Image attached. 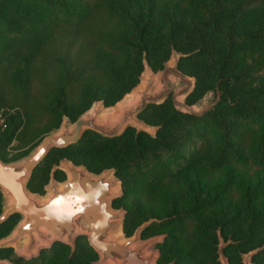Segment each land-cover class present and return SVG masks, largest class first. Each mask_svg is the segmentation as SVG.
I'll return each instance as SVG.
<instances>
[{
  "label": "trees",
  "instance_id": "1",
  "mask_svg": "<svg viewBox=\"0 0 264 264\" xmlns=\"http://www.w3.org/2000/svg\"><path fill=\"white\" fill-rule=\"evenodd\" d=\"M172 49L183 54L179 70L195 78L188 104L214 87L220 91L211 110L201 116L183 113L168 96L139 114L159 126L155 137L136 135L132 127L116 137L88 130L77 143L51 149L33 170L28 187L43 193L47 177L33 180L52 153L59 154L55 162L65 155L95 173L114 168L123 196L113 200V207L119 208L129 194L134 197L126 230L158 218L141 237L154 226L177 224L178 234L192 238L191 248L178 247L172 254L165 250L167 238L158 264H183L195 257V264H219L217 228L224 239L227 231L234 241L223 249L230 264H241V253L261 246L252 260L264 264V77L256 83L252 78L254 66L264 62V0H0V107L5 89L19 91L25 102L23 114L7 115L0 158L17 159L36 144L7 158L6 147L36 94L49 113L40 140L64 115L74 121L95 101L115 104L139 82L144 59L155 72ZM247 52L258 56L241 63L239 54ZM247 159L261 172L245 185L246 178L233 166ZM214 173L221 178L211 186ZM237 182L240 190L235 192ZM221 199L227 200L212 210ZM1 201L0 192V211ZM18 218L12 214L0 224V238ZM67 249L55 242L36 258H14V264H75L86 255L96 258L85 237L77 238L71 258ZM9 251L1 249L0 255Z\"/></svg>",
  "mask_w": 264,
  "mask_h": 264
},
{
  "label": "water",
  "instance_id": "2",
  "mask_svg": "<svg viewBox=\"0 0 264 264\" xmlns=\"http://www.w3.org/2000/svg\"><path fill=\"white\" fill-rule=\"evenodd\" d=\"M182 56L181 52L172 49L169 60L157 70L160 71L159 83L153 90V70L144 59L139 82L115 104L105 106L103 101H95L74 121L64 115L61 125L45 135L26 155L14 161L0 158V192L5 200L0 211V224L12 214L20 215L10 232L0 238V250L13 248L19 257L30 260L38 257L42 249L61 242L70 246L73 253L77 238L85 236L98 255L94 264H158L160 252L154 246L163 242L164 236L141 238L142 232L156 221L155 218L144 221L131 236H119L126 211L112 207V201L122 195L118 186L120 180L112 176V170L94 173L82 164L61 160L65 180L57 182L54 179L56 170H53L43 195L32 193L27 184L33 170L51 149L77 143L88 130L103 137H116L132 127L136 135L146 132L155 137L158 127L146 123L139 114L150 104L163 103L174 89L176 79L187 84L184 100L191 93L195 78L179 70L178 62ZM173 102L180 112L196 116L205 113H196L192 104L181 102L182 109L176 106L174 99ZM115 107H118L115 116L100 117L103 111L109 114ZM219 243L218 262L230 264L223 252L227 244L222 240ZM262 248L242 255L243 263L251 264V258ZM0 264L9 263L0 258Z\"/></svg>",
  "mask_w": 264,
  "mask_h": 264
},
{
  "label": "rangeland",
  "instance_id": "3",
  "mask_svg": "<svg viewBox=\"0 0 264 264\" xmlns=\"http://www.w3.org/2000/svg\"><path fill=\"white\" fill-rule=\"evenodd\" d=\"M257 56H258L257 53H251V52H247V53H243V54L240 53L239 54V58H240L239 60L241 61V63H246V62L247 63H252L254 58L257 57ZM169 58H168V60H169ZM263 59L264 58H262V60ZM159 74H160V71H155V72L153 71V74H152L153 75L152 76L153 80H152V86H151L152 90L156 87V84L159 83ZM263 77H264V62L260 63V65L254 66V69H253V72H252V78H254V80H255L254 82L255 83L258 82ZM174 84H175L174 85V89L171 91V94L169 96L171 98L172 104H173L175 109H176V107L174 105L173 99H174V101L176 103V106H178V108H182L183 109V104L181 102H183L184 104H188L186 102V99L184 100V94H185L186 90H188V87H186L187 84L183 83V81H179L178 79L175 80ZM3 95H4L5 105L0 107V136L4 135L6 133V131L8 130V128H9L8 127L9 125H7V121H6L7 115L16 114L17 112H19V114H23V109H24L23 107H24V103H25L22 93H20L19 91H15L12 88L11 89H5L4 92H3ZM220 96H221L220 91L217 89V87H214L212 90L206 92L199 100H197L195 103H193L192 104L193 105L192 109L198 114L199 113L201 114V113H204V112L206 113L209 110H211L212 107H214L216 102L220 99ZM34 98H35V103H31V102L27 103L28 104V110H29L28 117L23 116V118H22L23 119V124L19 128L18 134L12 140V142L9 145H7V147H6L7 158H14V157H17L19 155L24 154L29 149V147L31 146V144L34 141H37L36 142V144H37L45 135H47V134H49L51 132H54L57 129V127L53 128V129L49 130L48 132L44 133L42 138H40V140L37 139L39 134L41 132H43L44 129H45V126H46V124L48 122L49 113L47 112L46 101L44 100V98L41 97L40 94H36ZM188 105H191V104H188ZM62 119H63V117H62ZM62 119H61V122H60L59 125H61V123L63 122ZM15 122H16V120L11 122L10 126L15 124ZM156 127L159 128L158 125H156ZM23 156H21V157H23ZM58 156H59L58 153H52L49 156V160L40 168V170L38 171L36 177L33 180V183H36V182L40 183V182H42L44 180L45 176L47 177V180H46L45 184L43 185V189H42L43 193L33 192L32 190H30V188L28 187V184H27L28 189L32 193L40 194V195H43L44 193H46V187H47V185H48V183H49V181L51 179V173H52L53 170H56L54 172V179L57 182H62L63 180H65L66 174L60 168V161L61 160H68V161L72 162V160H70L65 155H63L61 158H59L58 162H55V159ZM21 157H19V158H21ZM19 158H17V159H19ZM17 159H14V160H17ZM14 160H10V161H14ZM77 165H80V164H77ZM82 165H84V164H82ZM233 167H234V169L236 170L237 173H239L241 176L246 178L245 179L246 180L245 181V185L248 184V182L254 181L258 177L259 173L261 172V169L258 168L255 164H253L250 159H247L245 161V163L242 162V163L236 164ZM105 169L112 170V176L118 178L115 175V169L114 168H105ZM220 178H221V174H219V173H217V174L214 173L213 175H211V183H210L211 186H215L217 184V182L220 181ZM120 182H121V180H120ZM120 182L118 183L119 184L118 186L122 190V195L120 197H118V198H121L123 196V188H122V185H120ZM241 184L242 183L240 182V185ZM233 187H234L233 190L235 192H238L240 190L239 186H238V182ZM133 200H134L133 195L129 194L125 199L121 200L119 208L123 209L124 211L127 212V209L132 204ZM226 200L227 199H224V201H222V199H221L220 202L218 201L213 206L212 210L217 211L219 208H221V206H223L222 202H226ZM4 201L5 200L2 198L1 207H2V204L4 203ZM112 207H113V205H112ZM119 208H116V209H119ZM19 219H20V215H19L18 220ZM151 219H153V218H151ZM155 219H156V221H154V222H160L161 221L158 218H155ZM18 220L16 221V223L18 222ZM137 227H135L132 230H131V227H129L126 230V227H124V223H123L120 231L118 232L119 236L121 238L122 237L131 236L133 234L134 230ZM178 230L179 229L177 227V224H169V225H166V226H160V225L159 226H154V227H152L151 229H149L147 231L146 238L147 237H151V236H155V235H162V236H164L163 242L167 238H169V239H167V244L165 246V250L169 254H172V250L176 251L178 247L179 248L184 247L185 249L187 247L191 248V243H192L191 236L188 237L186 234H183V235L178 234ZM128 231L130 232L131 235H127ZM216 232H217L218 244H220L219 242H221V240H222L223 244H227V245L230 244V243H234V241L232 240V238L230 237V235H229V233L227 231L223 233L225 237L227 236L225 239H224V237H223V235L221 233L220 228H217ZM79 237H85V236H79ZM141 238L144 239V237H141ZM163 242L157 243L154 246L155 249L159 250L160 255H161V251H160L161 244H163ZM53 244H52V246H53ZM62 244H64V243H62ZM218 244H217V250H218ZM66 246H68V245H66ZM262 247L263 246L257 247V248H262ZM68 248L69 249L66 250L68 252V258H71L74 255L75 251L73 253H71L70 246H68ZM257 248H255V249H257ZM6 249H11L12 251H9L7 253H3L2 256L0 255V258L7 260L9 264H14V258H22V257H19L14 252L13 248H6ZM47 249H49V248H47ZM255 249H253V250H255ZM42 250H44V249H42ZM75 250H76V248H75ZM237 250H240V248L237 247ZM41 251H40V253H41ZM248 252L241 253V255H240L241 256V264H244L243 263V259H242V255L247 254ZM217 255H218V253H217ZM159 258H160V256H159ZM159 258H158V260H159ZM22 259H24V258H22ZM217 259H218V257H217ZM252 259H253V257L251 258V264H254ZM97 260H98V255L96 253V258L92 257L90 255H86L83 258L75 260V264H94ZM158 260H157V263H158ZM195 260H196V257L194 259H192V260L188 259L183 264H195L194 263ZM172 261H174V260H172ZM172 261H170V262H172ZM170 262H167L165 264H168Z\"/></svg>",
  "mask_w": 264,
  "mask_h": 264
},
{
  "label": "bare ground",
  "instance_id": "4",
  "mask_svg": "<svg viewBox=\"0 0 264 264\" xmlns=\"http://www.w3.org/2000/svg\"><path fill=\"white\" fill-rule=\"evenodd\" d=\"M128 98V97H126ZM114 110L112 112H110L109 114L104 113V111L100 114V117H106L109 115L115 116L118 113V107L113 108Z\"/></svg>",
  "mask_w": 264,
  "mask_h": 264
},
{
  "label": "flooded vegetation",
  "instance_id": "5",
  "mask_svg": "<svg viewBox=\"0 0 264 264\" xmlns=\"http://www.w3.org/2000/svg\"><path fill=\"white\" fill-rule=\"evenodd\" d=\"M173 262V264H174V261H172Z\"/></svg>",
  "mask_w": 264,
  "mask_h": 264
}]
</instances>
